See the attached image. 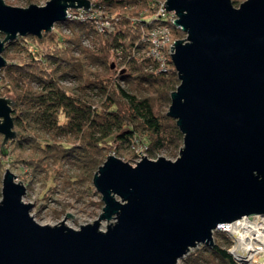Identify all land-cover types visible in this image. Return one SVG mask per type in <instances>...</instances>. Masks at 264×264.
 Wrapping results in <instances>:
<instances>
[{"label": "water", "instance_id": "95a60500", "mask_svg": "<svg viewBox=\"0 0 264 264\" xmlns=\"http://www.w3.org/2000/svg\"><path fill=\"white\" fill-rule=\"evenodd\" d=\"M88 4L0 0V67L6 41L40 37L64 19L67 8ZM161 5L183 33L169 45L177 83L165 109L181 133L177 154H140L133 164L106 154L90 176L100 211L77 228L62 219L36 222L30 203L21 199L24 185L4 168L0 264H175L197 244L210 246L218 223L241 216L257 223L264 214V0ZM13 104L0 96L2 154L1 145L15 134Z\"/></svg>", "mask_w": 264, "mask_h": 264}, {"label": "trees", "instance_id": "16d2710c", "mask_svg": "<svg viewBox=\"0 0 264 264\" xmlns=\"http://www.w3.org/2000/svg\"><path fill=\"white\" fill-rule=\"evenodd\" d=\"M160 1L93 0L94 8L105 14L117 11L111 30H96L85 16L64 17L40 37L26 34L4 43L6 62L0 70L9 76L5 87L14 101L15 134L7 139L14 152L11 161L27 163L32 173L49 163H69L74 168L63 174L64 181L71 177L88 183L108 152L132 159L137 151L151 158L161 150H177L181 133L165 114L176 74L170 61L159 70L145 54L144 34L151 26L162 22L172 37L183 34L158 13ZM239 1L230 0L233 5ZM59 25L68 33H56ZM84 37L88 45L81 44ZM63 81L73 84L66 87ZM3 162L0 153V167ZM212 241L190 248L181 263L248 264L228 253L225 232L213 230Z\"/></svg>", "mask_w": 264, "mask_h": 264}, {"label": "rangeland", "instance_id": "374dc122", "mask_svg": "<svg viewBox=\"0 0 264 264\" xmlns=\"http://www.w3.org/2000/svg\"><path fill=\"white\" fill-rule=\"evenodd\" d=\"M3 1L7 4L16 6H25L28 3L40 5L44 2V0ZM162 1L163 0H161L160 3ZM113 12L117 11H111L106 15L111 17ZM143 13L144 12H142V14ZM51 28L53 29V27ZM54 30L57 31L56 33H61L62 35L68 33L67 28L60 25L58 28L54 27ZM168 32L170 36L169 38L174 39V37L171 36L169 29ZM180 37H183V34ZM81 44L88 45V38H82ZM3 51L4 50L2 49L1 55L4 57ZM7 54L11 56L13 55L12 48H9ZM8 78L9 76L3 75V71L0 70V96H10L12 99L11 89L8 90L5 87ZM62 84L67 87L73 83L72 81H63ZM1 146H4L6 151L2 154V160L4 162L0 167V177L3 169L8 168L15 175V180H19L24 185V193L21 196V199L30 203L31 206L29 208V213L36 222L40 224H53L62 219V222L65 225L72 228H77L78 224L89 222L96 217L97 213L100 211L101 201L99 199V194L94 190L90 180L88 183H82L77 182L70 177V179L64 181L65 178L63 177V174L71 172V169L74 168L73 165L65 163L63 165H57L54 167V164L49 163V165H46L47 167L38 166L37 170L32 173L33 170L27 163H20L14 160L11 161L13 159L14 152L13 149H8L9 144L7 143V140ZM28 152V150H24L22 151V154L27 156ZM138 152L139 153L132 159L120 158L129 162L130 164H133L134 161L140 157V154L144 155L143 152ZM176 154L177 150H175V152L172 154H169L166 150H161L157 155H162L165 158L173 159ZM65 212H68L72 216H64ZM105 223L106 222L104 220L100 221L99 228L103 229V225ZM175 264H182L181 259L178 258Z\"/></svg>", "mask_w": 264, "mask_h": 264}, {"label": "built area", "instance_id": "2783aa9c", "mask_svg": "<svg viewBox=\"0 0 264 264\" xmlns=\"http://www.w3.org/2000/svg\"><path fill=\"white\" fill-rule=\"evenodd\" d=\"M86 9L77 7L67 8L65 17L91 19L93 27L98 31L111 30L113 25L111 17L104 12L94 8L93 0H88ZM158 6V13L169 19L174 17L172 11H166L161 5ZM168 26L165 23H157L145 31L144 38L148 42L145 54L149 55L156 62V69L163 70L169 62V45H172V38H169ZM259 222H254L246 216H241L229 222L218 223L214 230H221L229 237V244L226 250L231 257L239 261L243 259L248 264H263L264 262V214H258Z\"/></svg>", "mask_w": 264, "mask_h": 264}]
</instances>
